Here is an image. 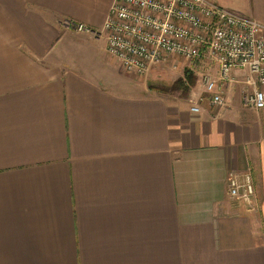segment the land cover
<instances>
[{
	"label": "crops",
	"instance_id": "crops-1",
	"mask_svg": "<svg viewBox=\"0 0 264 264\" xmlns=\"http://www.w3.org/2000/svg\"><path fill=\"white\" fill-rule=\"evenodd\" d=\"M209 1L264 29V0ZM113 2L0 0V264H264V109L245 72L221 107L196 86L193 113L155 69L109 57ZM230 172L251 173L254 211L226 196Z\"/></svg>",
	"mask_w": 264,
	"mask_h": 264
},
{
	"label": "built area",
	"instance_id": "built-area-1",
	"mask_svg": "<svg viewBox=\"0 0 264 264\" xmlns=\"http://www.w3.org/2000/svg\"><path fill=\"white\" fill-rule=\"evenodd\" d=\"M106 18L102 34L109 57L129 73L144 76L177 59L203 63L205 93L211 106L221 107L234 72L243 71L245 104L264 109V29L256 21L209 0H114ZM65 25L73 32L99 35L82 24ZM203 100L192 107L193 113L201 112L196 105ZM226 184L227 197L255 210L250 172H230Z\"/></svg>",
	"mask_w": 264,
	"mask_h": 264
},
{
	"label": "rangeland",
	"instance_id": "rangeland-1",
	"mask_svg": "<svg viewBox=\"0 0 264 264\" xmlns=\"http://www.w3.org/2000/svg\"><path fill=\"white\" fill-rule=\"evenodd\" d=\"M203 65H204L203 63H193V62L177 59L165 66L157 67L154 71V75H155L154 76L155 79L153 81L154 87L156 90L158 89L166 90L167 89L166 90L167 92H164V94H167V95L169 94V96L175 99L180 98V99L187 101L189 97L193 95L192 92L196 91L195 90L196 86H198L199 84L202 85L200 78L202 74L205 72V70L203 69L204 68ZM187 71L190 72L193 78L195 79V84L191 88V91L186 93V91L182 89L175 90L174 89L175 83L185 79V72ZM198 101L199 99L196 102H194L193 98L191 99V102H193L192 103L193 106L196 103L198 104ZM196 106L200 108L199 105H196Z\"/></svg>",
	"mask_w": 264,
	"mask_h": 264
},
{
	"label": "trees",
	"instance_id": "trees-1",
	"mask_svg": "<svg viewBox=\"0 0 264 264\" xmlns=\"http://www.w3.org/2000/svg\"><path fill=\"white\" fill-rule=\"evenodd\" d=\"M195 84V79L193 78L192 74L190 72H185V79L178 81L177 83H175L174 85V89L175 90H184L187 92L191 91V88L194 86ZM160 90V91H159ZM167 90V89H166ZM164 89H158L159 92H167Z\"/></svg>",
	"mask_w": 264,
	"mask_h": 264
}]
</instances>
